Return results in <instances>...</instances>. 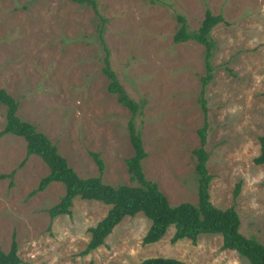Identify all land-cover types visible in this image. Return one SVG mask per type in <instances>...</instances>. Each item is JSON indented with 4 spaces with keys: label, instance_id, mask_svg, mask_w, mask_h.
I'll list each match as a JSON object with an SVG mask.
<instances>
[{
    "label": "rangeland",
    "instance_id": "374dc122",
    "mask_svg": "<svg viewBox=\"0 0 264 264\" xmlns=\"http://www.w3.org/2000/svg\"><path fill=\"white\" fill-rule=\"evenodd\" d=\"M94 1L99 14L69 0H0V89L18 102L19 119L45 135L78 177L99 175L95 153L104 184L132 185L125 164L133 155L131 113L107 92L105 47L120 85L142 106L134 124L147 155L145 178L171 206L196 205L193 150L205 124L210 203L233 207L240 233L264 245V166L253 163L264 131V0ZM206 8L224 22L211 32L213 74L203 113L204 48L193 41L174 44L172 37L177 15L193 31ZM4 123L0 105V131ZM25 159L22 138L0 137V249L8 252L14 239L20 264H138L156 257L247 264L222 250L218 235L171 244L170 228L159 242L143 246L150 222L140 213L125 217L102 246L82 256L89 229L109 207L76 198L70 215L51 220L48 210L64 186L53 183L32 195L49 170L38 157Z\"/></svg>",
    "mask_w": 264,
    "mask_h": 264
},
{
    "label": "trees",
    "instance_id": "16d2710c",
    "mask_svg": "<svg viewBox=\"0 0 264 264\" xmlns=\"http://www.w3.org/2000/svg\"><path fill=\"white\" fill-rule=\"evenodd\" d=\"M72 3L90 7L95 14H99L94 0H69ZM159 0H151L155 4ZM178 27L172 37L174 44L193 41L204 48L205 75L201 78L200 102L205 113L203 94L205 87L212 79L213 67L211 59L215 49V43L211 38L212 30L224 20L221 15H213L206 8L204 18L196 30H189L183 16L177 15ZM100 42L104 45L101 37ZM106 56L102 73L108 80L107 92L116 97L117 102L131 113L128 122L129 140L133 155L125 161L129 182L132 185H117L112 187L102 182L101 176L104 165L98 154L91 153L99 175L97 177L80 178L68 166L67 161L61 157L57 148L45 135L36 128L17 116L18 102L0 89V105L5 108V123L0 131V137L10 134L20 137L26 144V159L31 156L38 157L48 168V174L42 178L38 187L32 191V195L44 191L53 183L64 186V195L59 202L48 210L50 219L70 215L73 200L79 198L86 201H96L109 207L105 217L94 227L89 229L90 239L86 247L79 253L84 256L102 246L115 226L125 217H134L142 214L150 222V226L142 238V245L147 246L159 242L168 229H173L170 239L171 244L181 240H189L195 243L200 235H218L222 239V250L236 252L247 261V264H264V245L254 238H247L240 233V220L233 207L221 210L210 203L209 185L212 177L207 171L208 154L204 150L207 126L198 130L200 139L199 147L193 150L195 157V183L197 186V203H181L171 206L165 195L154 182L148 181L143 173L142 162L146 158L143 148L141 133L136 129L134 119L141 112L142 106L133 101L120 85L116 74L110 68L108 52L104 47ZM259 154L253 159L257 166H264V131L258 138ZM25 159V161H26ZM24 161V162H25ZM23 163V162H22ZM13 173L9 174L11 178ZM239 192V184L236 185L233 197ZM16 241L13 239L8 252L0 249V264H20L17 255ZM138 264H188L171 258H148Z\"/></svg>",
    "mask_w": 264,
    "mask_h": 264
}]
</instances>
